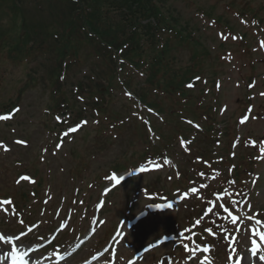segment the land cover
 Listing matches in <instances>:
<instances>
[{"label": "rangeland", "instance_id": "obj_1", "mask_svg": "<svg viewBox=\"0 0 264 264\" xmlns=\"http://www.w3.org/2000/svg\"><path fill=\"white\" fill-rule=\"evenodd\" d=\"M165 1V3H162ZM157 1L158 6L164 10L172 8L175 17H182V21L190 25V29H199L196 35L213 50V56L217 53L222 56V61L216 63V70L220 74L222 80V90L219 101L222 104V109H228V112L219 116L221 121H226L232 111H239V104L245 99L247 76L251 73V67H254L256 74L262 75L264 73V0H162ZM213 4H218L215 15H223L229 24L233 27L232 34L225 35L227 40L220 39V32L226 33L224 29L218 25L213 24L210 18L203 17L198 11L202 7L209 8ZM232 6L230 11L225 10L226 6ZM247 12H245V11ZM258 15L255 17L256 12ZM32 14L28 11V16ZM245 19V20H244ZM262 20L261 26H258V20ZM246 33L248 35L246 45L238 46V38H234L235 34ZM223 42L227 44H223ZM232 52L229 56L226 52ZM178 59L175 66L179 65V61L185 65L190 58L189 50L186 48L174 49L171 54ZM38 70L39 76L50 69V62L48 57L43 56L35 61L29 68V72ZM85 71V72H84ZM88 69H73L68 77L65 76L64 89L68 93V97L72 102H76L75 85L84 81L85 73ZM0 74L2 75L0 81V104H8L12 101H18L19 91L26 87L29 80L27 70L21 65H14L4 61H0ZM124 75V74H123ZM147 76L137 75L133 76L132 92H135L138 86L145 85ZM207 80L211 79V75H207ZM34 89L25 90L20 102L17 104L20 111L15 115L10 123L0 124V144L4 143L10 148L9 153H3L0 147V197L8 198L9 196L18 198L23 191H29L31 187L25 184H16L15 179L19 176L20 171L25 172L26 167L32 165L40 169L42 174L47 177L44 186L48 183L50 193L46 195V200L49 201L46 206V212L33 214L32 219H28V225L33 222H39V230L22 237L20 242L16 245L17 248L25 249L26 241L31 239V243H39L50 236L52 231L62 225L70 222V226L64 234H61L59 245H63L61 253L68 250L71 244V236L77 238L85 235L87 230L91 227L93 216L95 214L94 207L97 201L102 197L103 184L100 178L115 165L128 166L135 162L137 157L146 149V145L139 139L138 131L141 126V118L138 111L134 112V102L130 101L122 89L113 92L114 100L112 103V110L119 112L123 118H127L132 126H128L127 130L123 131L120 139L106 138L104 141L97 138L94 133V123L91 121L87 130L91 132L88 139L84 138V132L81 131L73 143L69 141L65 143L63 150L54 148L55 134L50 133L49 126L56 124L49 121L48 106L51 100V88L46 83L44 76L38 78ZM94 81H98L94 79ZM264 78L261 76L257 79L254 86H252L253 97L256 111L251 119L246 124L239 123V130L242 137L254 136L260 139L264 134V97L260 94L264 93L263 86ZM204 85V84H203ZM201 85V87L203 86ZM129 100V101H128ZM209 102H214V98L209 95ZM80 107L83 105L80 103ZM237 116V115H236ZM67 118V117H66ZM156 116H151V119L156 123L160 131L166 135L171 132L170 128L163 121L156 119ZM201 136H198L200 139ZM17 140L27 142V148H21L25 145L17 144ZM53 145V146H52ZM257 149L264 156V149L258 142L247 141L241 147V151ZM78 153L72 155V153ZM187 150L179 149L178 144H175L174 149L170 152L173 157L172 160L160 159L157 162L158 169L150 171L145 175L135 180L131 185H124L121 188H115L108 198L103 214L107 219V226L101 227V222L97 227V236L89 244L88 249H83L77 254L73 260L67 264H76L84 261L87 256L94 252L97 241L101 240L102 232L106 231L110 226L115 225L121 218L132 217L139 211L147 209L151 203V197L147 191H158L165 189L171 191L177 185L175 180L178 176L176 167L188 174L189 177L196 176L194 168L190 162L185 161ZM7 154V155H5ZM45 160V162L43 161ZM75 169L81 170L80 174H75ZM261 172L262 179L258 185L252 184L250 188L249 200L244 206H239L236 202L231 205L234 215L237 217L234 223L230 219V230L224 237L225 247L227 245L234 251L230 242L238 238V246H242V253L249 254L250 247L245 246L247 241L250 246L249 239L252 237L251 229L255 228L252 219L256 215L264 217V168ZM160 173V174H159ZM258 173V172H257ZM102 175V176H101ZM106 175V174H105ZM104 175V177H105ZM101 176V177H100ZM160 179V180H159ZM103 180V179H102ZM108 182V178H104ZM21 182H24L22 179ZM210 185H217L218 177L216 174L205 180ZM206 183V185H207ZM135 185V186H134ZM199 191L194 194L189 200H185L182 204L174 207L171 210H159L151 213L145 220L131 230L127 239L119 248L118 264H124L133 250L137 251L143 244L151 242V239L157 237L161 231L164 230V225L171 221L174 217L185 221L188 215L193 212L194 203L200 199L202 200L204 193L200 187ZM110 193V194H111ZM109 194V195H110ZM52 198V202L51 199ZM160 199V197H158ZM232 197L230 192H226L219 200L215 201L214 209L221 211L224 203L230 201ZM199 200V201H200ZM51 206L52 211H49ZM39 210V207L37 208ZM213 210V208H212ZM8 213L13 214L14 211L8 206L0 204V231L5 235H15L21 233L27 226H15L14 230H7V225L13 227L17 220L14 216H9ZM101 217H103L101 215ZM205 214L197 227L204 223ZM246 225L245 228L242 226ZM105 227V228H104ZM7 233V234H6ZM209 237V236H208ZM182 237L180 236L179 239ZM246 238V239H245ZM68 242V243H67ZM25 244V245H24ZM206 242H203L205 245ZM9 248L8 245H4ZM92 250V251H90ZM88 251L91 253L89 254ZM189 254H191L188 248ZM193 257V256H192ZM122 258V259H121ZM184 256L179 251L174 249V245L166 246L156 252L146 255L138 264H186ZM123 260V262H122ZM161 260V261H160ZM197 259H195V262ZM193 262V261H192ZM102 264H111L101 262ZM192 264V263H191Z\"/></svg>", "mask_w": 264, "mask_h": 264}, {"label": "trees", "instance_id": "obj_2", "mask_svg": "<svg viewBox=\"0 0 264 264\" xmlns=\"http://www.w3.org/2000/svg\"><path fill=\"white\" fill-rule=\"evenodd\" d=\"M153 0H109L108 5L111 6V9H116L121 12L119 19L114 20L113 17L107 16L108 12H111L109 9L101 10V6L98 4L97 0H90L91 6H95L100 9V12L97 13V10H94V14L91 16H83V14H74L71 12L66 21L60 23L59 28L64 29L66 27L71 28V33L76 36L78 29L81 27L88 28L91 33L96 35V37L101 41L102 44L100 46V42L96 39L87 38V34H84L83 41L81 43L89 44L92 46H96L99 48L95 53L96 56H103L105 62L108 59L111 61V57L109 52H107L106 47L120 49L123 45H128V56L133 54L137 59H141L145 51L144 43L148 44L149 49H154L155 45H157L156 33L161 29L169 30L173 32L172 39L165 45L166 49H162L161 56L154 59V64L150 68V77H148L147 83L150 85H155L156 82L155 74L161 70V66L163 65L164 58L168 53L169 44L174 39L179 44H190L192 43L193 50H196V54L194 58L198 57V52L201 48V43L199 40L194 39L191 33L186 31L185 29H177L178 22L176 19H169L167 16L163 15L162 11L158 6L152 3ZM10 11L13 10V5L11 4ZM126 12V13H125ZM5 13H10L8 16L15 17L13 12L6 11ZM106 14L108 18L106 20L110 22H106L102 19V16ZM153 18L155 20V24L148 23L147 25H141L142 20H149ZM99 21V24L96 23ZM114 25V27L112 25ZM57 28L55 30V35L59 36L60 31ZM104 29H108L109 35H105ZM36 33L32 30L30 26H26V37L29 39L30 37H35ZM54 36V35H53ZM52 33L47 36H43L42 39H47V37H53ZM119 36L124 40L119 39ZM68 42H71L69 39ZM190 42V43H187ZM104 45V46H103ZM193 51V53H194ZM59 57L61 58H69L74 60L73 58H77V50L73 48L69 50L67 48L62 49L60 51ZM73 57V58H72ZM66 58V59H67ZM79 62L78 60H75ZM137 65V64H136ZM165 83L162 85L163 88L168 92L174 84L171 83L174 80V76L171 73H168L164 76ZM158 85V84H156ZM159 86V85H158ZM140 94L144 96V91L141 89Z\"/></svg>", "mask_w": 264, "mask_h": 264}, {"label": "snow or ice", "instance_id": "obj_3", "mask_svg": "<svg viewBox=\"0 0 264 264\" xmlns=\"http://www.w3.org/2000/svg\"><path fill=\"white\" fill-rule=\"evenodd\" d=\"M221 37H222L223 39H225V40L228 39V37L225 36V35H223V34H221ZM234 38H235V37H234ZM262 46H264V44H262ZM251 86H254V85H250V87H251ZM189 87H193V85H189ZM260 95H261L262 97H264V93H261ZM224 110L226 111V109H224ZM19 111H20V109L17 108V109H16V112H19ZM249 111H250V110H249ZM9 119H11V117L8 116V115H0V121H7V120H9ZM57 119L59 120L60 118L57 117ZM247 119H248V116L246 115L245 117H242V118H241V120L239 121V123H240V124H244V123H246ZM85 123H87V122L85 121ZM97 123H98V122H97ZM189 123H191V121H189ZM71 131H72V132H75V131H77V129H76V128H72ZM65 135H67V133H65ZM16 143H17V144H22V145H26V144H27V142H26V141H23V140H17ZM181 143H182V145H183V144H185L186 142L183 141V140H181ZM187 143H190V141L187 142ZM60 146L62 147V145H60ZM0 147H3L5 151H9V149H8L7 146H5V145L0 144ZM168 163H170V161H169ZM146 170H147V169H141V171H146ZM21 179H22V180H28L29 177L24 176V177H21ZM112 179H113V180H116V183H117V184L120 183V181H119L115 176H113ZM32 182L34 183L35 181H32ZM17 183H19V181H17ZM193 191H195V189H193ZM0 204H3V205H11V204H12V201L9 200V199H5V200L0 201ZM169 207H171V206L169 205ZM236 219H237L236 216H233V217H232V221H233L234 223L236 222ZM198 223H199V221H197V224H198ZM208 231H211V229H208ZM261 238L264 239V234H262V237H261ZM18 239H19V237L12 238V237H6V236H4V235H0V250H3L4 245H10V246H11V248H10L11 252H12L13 254L17 253L18 249H17V247H16V240H18ZM252 243H253V249H252V251L255 252V251H256L255 241H253ZM30 246H31V245H28V244L25 245L26 248H27V247H30ZM185 247L187 248V245H186ZM204 251H208V249L205 248ZM193 255H195V252H194V251H193ZM25 264H26V262H25ZM201 264H211V261L206 259L205 261H202Z\"/></svg>", "mask_w": 264, "mask_h": 264}, {"label": "bare ground", "instance_id": "obj_4", "mask_svg": "<svg viewBox=\"0 0 264 264\" xmlns=\"http://www.w3.org/2000/svg\"><path fill=\"white\" fill-rule=\"evenodd\" d=\"M4 255V254H3Z\"/></svg>", "mask_w": 264, "mask_h": 264}]
</instances>
